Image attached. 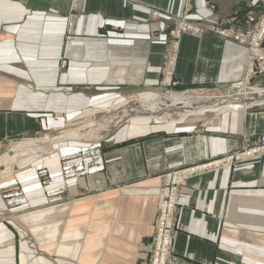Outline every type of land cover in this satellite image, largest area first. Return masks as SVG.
I'll return each instance as SVG.
<instances>
[{
  "label": "crops",
  "instance_id": "obj_1",
  "mask_svg": "<svg viewBox=\"0 0 264 264\" xmlns=\"http://www.w3.org/2000/svg\"><path fill=\"white\" fill-rule=\"evenodd\" d=\"M73 1L0 0V149L249 71L247 47L213 28L260 0H75L66 39ZM181 20L193 30L172 38ZM252 98L180 123L131 117L1 178L0 264H146L165 175L199 166L178 185L167 264H264V153L220 162L264 134V92Z\"/></svg>",
  "mask_w": 264,
  "mask_h": 264
},
{
  "label": "bare ground",
  "instance_id": "obj_2",
  "mask_svg": "<svg viewBox=\"0 0 264 264\" xmlns=\"http://www.w3.org/2000/svg\"><path fill=\"white\" fill-rule=\"evenodd\" d=\"M264 91L259 87L252 88L249 92L242 90V101L245 105H249L246 100L256 99L258 95H262ZM189 95V94H188ZM184 94H172L170 96H160L154 100H125L115 103L104 109V115L94 124H85L76 128H67L59 131L58 135H45L43 137L34 136L26 137L21 142L14 144L9 150L0 155V179L8 176L12 171L23 168L38 158L50 153L53 145L61 141L73 140L80 142H94L102 138L106 133L112 130L115 125L122 120L137 115V113L151 116L156 122H183L190 115H202L206 112H221L230 109H237L239 103H236L229 95L221 97L210 96H188ZM243 106V105H241ZM120 112L117 114L119 110ZM123 109L140 112L122 113ZM94 116V114H92ZM110 115V116H109ZM94 118H96L94 116ZM98 119V118H97ZM96 119V120H97ZM116 121V122H115ZM100 131V132H99Z\"/></svg>",
  "mask_w": 264,
  "mask_h": 264
},
{
  "label": "built area",
  "instance_id": "obj_3",
  "mask_svg": "<svg viewBox=\"0 0 264 264\" xmlns=\"http://www.w3.org/2000/svg\"><path fill=\"white\" fill-rule=\"evenodd\" d=\"M76 6L74 0L67 17L66 39L68 35L72 33L74 27L77 10ZM250 13L251 15H248L245 19L247 24H245V29L233 32L229 31L227 28H213L218 35L229 37L233 41L247 47L249 71L246 73L245 78H248L255 72L256 74L264 73V0H260L256 14ZM187 30H193V28L190 27L187 22L181 20L178 26L170 31V35L172 38L177 39L182 32ZM173 44L175 45L176 42ZM260 153H264V134L259 135L257 138H253L244 149L227 155L220 160V162L241 157H251ZM204 167L206 166L173 170L165 175V183L160 191L155 217V232L148 249L149 256L146 264H167L169 262L178 185L188 174L203 170Z\"/></svg>",
  "mask_w": 264,
  "mask_h": 264
},
{
  "label": "rangeland",
  "instance_id": "obj_4",
  "mask_svg": "<svg viewBox=\"0 0 264 264\" xmlns=\"http://www.w3.org/2000/svg\"><path fill=\"white\" fill-rule=\"evenodd\" d=\"M188 7H190V6H188ZM190 10V8H188V11ZM256 10L257 9H255V10H251V9H248L246 12H245V14H244V16L242 17V19L239 17L238 18V21L237 22H235V21H227V24H224V25H222V27L223 28H228V30L229 31H233V32H235V31H237V30H242V29H245L246 27V21H245V19H246V17H248V15H251V13L250 12H252V13H254V14H256ZM70 13V12H69ZM68 13V14H69ZM73 13V12H72ZM250 13V14H249ZM68 14H67V17H68ZM77 16V15H76ZM230 19H233V17L232 16H230L229 17ZM178 23L179 22H174V24H173V27H172V29H174L176 26H178ZM246 24V25H245ZM185 32H187V31H185ZM259 83L260 84H263V85H259ZM262 86V87H261ZM264 73H258V74H256V72L255 73H253L252 75H250L248 78H245L244 79V81H243V83H241L240 85H238V86H236V87H228V88H222L224 91H221V90H219V91H205V92H202V91H199V90H184V91H172L170 88H168L167 90H164L163 92H162V96H170V95H172V94H184V93H187V95L188 96H192V98H194L195 97V95L196 96H201V97H207V96H210V97H221V96H224V95H229V97L230 98H233L234 100H235V102L236 103H239V106L240 107H238L237 109H234V110H239V109H245L246 107H245V105H244V103H243V101H242V94L240 95V93L242 92V90H244V89H246L247 88V90L249 91V92H251L252 91V88H257V87H259V89L260 90H264ZM225 90H227L226 92H225ZM260 96L261 95H258L257 96V98L256 99H254V101L255 100H258V99H260ZM160 97V96H159ZM253 98H254V96H252ZM123 101H125V100H123ZM138 101V100H137ZM246 101H248V100H246ZM262 103H263V101H262ZM241 105H243V106H241ZM116 111H118L117 112V114L120 112V109L119 110H116ZM128 112H140V111H133V110H125V109H123V112L122 113H128ZM104 115V112H98L97 114H96V118H94V117H88V116H86V117H80V118H78L77 120H75V121H73V122H71V123H68L66 126H65V128H63V129H61V130H59V131H62V130H65V129H67V128H76V127H79V126H81V125H87V124H91V123H95L96 121H98L99 119H101L102 118V116ZM211 115H213L212 114V112H206L205 114H202V115H199L200 117H210ZM110 116V115H109ZM135 116H146V115H144V114H141V113H137V115H133L132 117H135ZM191 116H198V115H190V116H188V117H191ZM148 118H150L151 120H153L152 119V117L151 116H147ZM98 118V119H97ZM131 118V117H130ZM97 119V120H96ZM127 119H129V118H127ZM127 119H125V120H127ZM125 120H123V121H125ZM123 121H121L120 123H118L117 125H119V124H121V123H123ZM154 121V120H153ZM116 122V121H115ZM170 122H175V121H173V120H171ZM117 125H115V126H117ZM114 126V127H115ZM113 129V128H112ZM59 131H57V132H43V133H40V135H39V137H43V136H45V135H51V136H54V135H58L57 133L59 132ZM100 132V131H99ZM34 137V136H33ZM23 141V140H22ZM19 142H21V140H18V141H10V142H8V143H6L1 149H0V155H2L3 153H5L7 150H9L14 144H17V143H19ZM80 142V141H79ZM55 145H53V147H54ZM152 240H153V236H152V239H151V242H152ZM151 244V243H150ZM150 244H148V245H150ZM149 256V255H148Z\"/></svg>",
  "mask_w": 264,
  "mask_h": 264
},
{
  "label": "water",
  "instance_id": "obj_5",
  "mask_svg": "<svg viewBox=\"0 0 264 264\" xmlns=\"http://www.w3.org/2000/svg\"><path fill=\"white\" fill-rule=\"evenodd\" d=\"M227 90H225V92H226Z\"/></svg>",
  "mask_w": 264,
  "mask_h": 264
}]
</instances>
